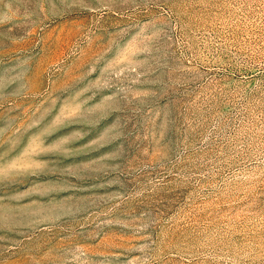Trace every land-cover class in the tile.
<instances>
[{
  "label": "rangeland",
  "instance_id": "rangeland-1",
  "mask_svg": "<svg viewBox=\"0 0 264 264\" xmlns=\"http://www.w3.org/2000/svg\"><path fill=\"white\" fill-rule=\"evenodd\" d=\"M0 264H264V0H0Z\"/></svg>",
  "mask_w": 264,
  "mask_h": 264
}]
</instances>
